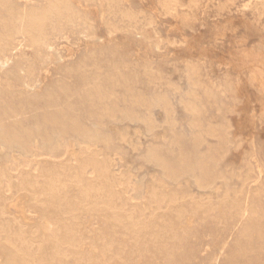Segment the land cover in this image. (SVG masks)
Returning <instances> with one entry per match:
<instances>
[{
	"label": "rangeland",
	"instance_id": "obj_1",
	"mask_svg": "<svg viewBox=\"0 0 264 264\" xmlns=\"http://www.w3.org/2000/svg\"><path fill=\"white\" fill-rule=\"evenodd\" d=\"M180 1L185 5L195 3V7H197L194 9L197 19L194 30L183 26L180 21L181 16L189 13L187 6L178 8L176 16H170L160 12L157 0H121L122 5L136 16L138 26L146 29L151 40L157 42V47L152 44L154 42L150 43L137 34L140 32L139 30L132 31L128 35L124 31H117L112 34L115 38V47L99 51L92 59L90 53L92 38L98 36L100 45H106L109 27L120 22L119 8L121 7L109 4L105 0H81L77 7L79 17L71 22L63 20L64 22L61 21L56 26L53 23L48 27L47 47H31L26 38L19 33L12 37L13 39L3 50L0 49V64L8 60L5 69L0 66V81L2 82L0 83V102L5 107L25 113L29 120L37 106L36 93L43 95L49 87L63 80L68 84L74 83L78 87L82 85V97L74 99L75 109L78 108L77 110L82 111V119H84V121L81 119L82 139L81 136L78 138V133L72 131V120H63L64 123L58 121L55 124H44L42 116H40L39 124L43 128V125L48 127L46 131L40 127L42 128L41 133L46 134L47 131H50L49 134H51L52 131H57L56 133L61 131L62 137L60 135L59 141L50 153L35 146L30 159L11 158L7 164L8 171L15 176L25 171H37L39 166L45 163H49L52 167L55 165L57 169H65L70 165L67 164V160L71 162L70 166H73L75 164L73 152L77 150L74 142L77 141L79 147L82 148V159L88 154L93 156L98 154V157L95 156L97 160L106 162L108 168L115 170L114 178H116V183L119 181L117 190L123 189L122 191L130 198L126 209H144L145 215L153 218V224L155 223L156 225H154L159 228L161 226L166 228L171 223V228L167 227L168 234H165L164 237L169 249L160 252L154 248L155 245L150 241L149 236H146L147 234L125 230L121 225L116 224L110 214L105 211L85 209L87 211L84 210L78 215L84 243L76 252L81 253L70 256L71 258L69 257L67 260L68 264H264V216H262L264 215V71H262L264 69L262 68L264 67V15L259 18L260 20L250 15L246 20H240L238 11L233 10L230 13L232 15L225 16L224 19V17H218L215 10L218 0ZM244 1L246 0H237L236 6H240ZM44 2L45 0H9L15 11L22 10L26 6H40ZM243 13L247 14V12ZM9 18L10 13L7 8L0 6V38L6 33L3 23ZM125 23H129L128 19H125ZM132 24L136 25L134 22ZM255 45L260 46L258 50L253 49L256 56L252 51ZM192 58L202 64L201 78L205 83L212 84L218 80H224V78H228L231 82L238 81V84H235L236 88L234 87V94H229L222 100L230 108V112L225 114V122L223 121L224 117L218 113V108L209 106L202 88L198 89L193 100L200 110L201 135L208 126L222 127L224 131L221 133L225 137L224 142L230 141V146L226 149L222 148L223 141L213 136L204 137L197 148L193 146L188 128L190 116L179 104L180 99H185L184 93L187 86L179 64L183 60H192ZM115 60L117 65L124 63V67H120L116 75L119 78L131 74L134 66L138 63L142 64L143 60L147 61L145 69L150 78H156L158 75V78L153 80H155V84L160 85V88L151 85L145 90L142 84L143 80L139 76L133 82L135 95L144 93L145 98L150 100L155 93H165L170 104L168 118L175 119L172 127H168L164 123V112L157 107H153L151 110L153 118L156 120V125L151 132H144L141 123H131L119 118L116 122L111 119L110 123V118L101 117L98 114L100 108L113 106L109 104L111 102H106L105 105L97 100L90 102L85 96L87 85L89 86L92 79L98 74L93 64H101L102 78H106V74L110 71L107 64L110 61L115 62ZM81 62L82 80L76 74ZM256 62L259 65L263 64L262 67ZM247 64L252 65L253 68L256 65L257 69L256 67L255 69H260L261 72L251 69L252 66L248 67ZM229 67L232 69L228 70ZM28 68L30 69L29 74L26 73ZM67 69L71 71L70 74ZM84 71L86 73L83 78ZM251 73H254V76ZM5 81H11L14 87L6 88ZM105 81L104 85L110 84L107 79ZM26 85L29 87L26 88ZM121 86L115 89L119 99L124 93V88ZM173 87H176L178 91L172 93ZM233 98H236L237 101H234ZM135 99L136 96L125 104L119 103V108L132 109L136 105L130 103ZM134 111L138 117H142L145 113L141 106H136ZM63 124L66 127L65 131H62ZM91 124L94 125V128ZM112 126L116 127L118 132H114ZM91 130L100 135L109 136L111 139L114 138L113 140L116 142L111 140L106 146L101 142H90L87 145L83 137ZM85 131L87 132L85 133ZM171 132L182 134L179 145L172 142ZM78 140H82L85 146ZM148 150H154L157 155L160 154L165 166L168 165V169L170 167V169H180L185 165L194 167L197 154L204 157L205 154L213 151L221 158L219 166L207 173L209 180L213 182V189L195 187L187 177L181 178L176 184L164 180V188L158 189L157 192L162 195L166 191L168 192L166 195L170 192L172 194L169 195L174 193L173 196H179V201L168 208H166V203H162L163 210L160 209L161 211L158 212L150 201L147 191L157 187L161 173L158 167L144 162V153L146 154ZM95 151L98 153L95 154ZM159 151L160 153H158ZM181 154L184 156L186 164L183 163L182 167H179ZM57 165H60V168ZM85 173L87 177L93 176L91 168H87ZM196 173L198 174V172ZM220 176H223L225 180L219 178ZM38 182L41 180L38 179ZM134 184L138 185L136 190H134L136 187ZM126 187L127 189H125ZM69 193L71 197L74 196L73 198L81 196L74 189H71ZM234 195L235 197L237 195L241 201L240 211H236L230 206ZM249 197L251 198L249 199ZM206 199H209L212 204L210 209L204 211L194 206L195 202H202V200L204 202ZM245 202L250 205L249 208L244 207ZM5 204L10 213L18 214L14 198ZM128 205L133 207L129 208ZM60 210L64 211L63 208ZM38 211L27 209L35 221H37ZM176 212L183 214L180 216L181 219H176ZM160 213H164V216L163 214L161 216ZM58 214L56 212L54 214L58 220L68 218L66 215L63 217L62 213ZM248 215L249 217H247ZM162 221H165L164 224ZM249 222L252 224L250 225ZM103 243L112 247L113 251L107 246H103ZM124 257L125 259H123ZM118 259H121V262Z\"/></svg>",
	"mask_w": 264,
	"mask_h": 264
},
{
	"label": "bare ground",
	"instance_id": "obj_2",
	"mask_svg": "<svg viewBox=\"0 0 264 264\" xmlns=\"http://www.w3.org/2000/svg\"><path fill=\"white\" fill-rule=\"evenodd\" d=\"M80 1L81 0H45V2L40 6H26V8L22 10L15 11L12 8L11 4L9 3V0H0V6L6 7L8 12L10 13V18L4 21L3 23L4 25L3 27H5L6 33L3 35V37L0 38V49L3 50L4 47L8 44V42L11 39H13L12 37L19 33L22 34L26 38L29 46L36 47V48H41L44 46L47 47L46 44H47V37H48V27L53 23H55V26H56L63 20H65L66 22H71L77 17H79V11L77 7ZM105 1H107V3L112 4L116 7H121L119 8V15H120L119 21L120 22L117 25L109 27L108 33L106 36L107 43L105 46L100 45L99 43L100 37L94 36L92 38V46H91L92 51L90 52L92 59L95 58L96 54L99 51L115 47V44H114L115 38L112 34L117 31H124V33L128 35V34H131L132 31L139 30L140 32L138 33L136 32V33L140 34V36L144 38V40L149 41L150 43L154 42L153 40H151L152 39L151 36L147 34L146 29H142L138 26L136 22V16L133 13H131L128 9H126L124 5H122L121 0H105ZM236 2L237 0H218L216 3L217 6L215 7L218 17L219 16L224 17V19H225V16L230 17L232 15L230 13L233 10L238 11V14L241 18L240 20L242 19L246 20L248 18L247 17L248 15L253 16L255 19H258V20H260L259 19L260 17H263L264 0H246L242 4H240V6H236ZM157 3H158L160 12L163 13L164 15H170V16H176L178 13V8L187 6V8L189 9V13L184 16H181L180 21L183 26H186L190 28L191 30H194L197 24V19L194 15V9L197 8L195 7L196 6L195 3L192 5H185L180 0H157ZM243 12H247V14H244ZM125 19H128L129 23H125ZM132 22H134V24L136 23V25L133 26ZM263 28H264V25H263ZM228 37H229V34H228ZM67 43L69 42L67 41ZM152 44H154L155 47L158 46L157 42H154ZM48 47L50 46L48 45ZM259 47L260 46L255 45V47L252 48V51L253 49L258 50ZM254 53H255L254 56H256V52ZM257 55H259L258 52H257ZM242 59L244 60V58ZM248 60L250 59L248 58ZM7 61L8 60H5L3 63L0 64L2 69H5L6 66L8 65ZM244 61H246V59ZM82 62L80 63L81 65H79V68L76 72L80 80H82ZM146 63H147L146 60H143L142 64L138 63L137 65H135L134 63L135 66H134V70L131 71L132 73L128 74L126 77H124L123 75L120 78L116 77V75L118 74L119 68L124 67L123 66L124 63H122L123 65H120L121 63L117 65V62L115 60V62L110 61L107 64V61H106V64L108 65V69L110 70L106 74V78L105 77L102 78L101 68H100L101 64L100 63H99L100 65L93 64L94 67H96L98 74L92 79V82L89 84V86L87 85L85 96L89 99L90 102H92L93 100L95 101L97 100L102 105L103 104L105 105L106 102H111L109 104H112L113 106L109 108L105 106L104 108H100V110H98L99 113L98 111L97 112L95 111V112L98 113L101 117L110 118V123H111V119L114 122H116L117 119L119 118L120 120L129 121L131 123H138V124L141 123L144 132H151L156 125V120L153 118L151 110L153 107H157L164 112V123H166L168 127H172L173 124L175 123L174 121L175 119L168 118V111H169L168 108L170 104L168 102L169 101L168 97L165 93L163 92L155 93L150 100L145 98L146 96L144 93H137V95H135V92L133 89V82L136 80V77H139V76L143 80L142 84L145 90H147L149 86L151 85H156L157 88L158 87L160 88V85L155 84L156 82H154L155 80H153V79H157L158 75H156V78H150L148 72L145 69ZM244 63L245 62H243V64ZM253 63L255 64V62ZM253 63L252 65H254ZM257 64L259 65V63ZM179 65L182 68L183 75L186 79V85H187L185 93H184L185 99H180L179 104L182 106L185 113H187L190 116L188 128L190 130V134H191L190 136L193 142V146L197 148V146L202 142L204 137L213 136V137H217L220 141H223L222 145L224 144V146H222V148L224 149L228 148L230 146V141L226 140V142H224L225 137H223L221 133L224 131L222 127L217 128L214 126H208L201 135L200 110L194 104L193 100L196 97V93L199 91L198 89L202 88V92L206 96L209 106L217 107L218 113L224 117L223 121L225 122V114L230 112V108L228 104H225L222 100L225 99L227 95L234 94V91L236 88L235 84L237 85L238 81L236 82L234 80L235 82L233 81L231 82L228 80V78H224V80L221 79V80L216 81L215 83L207 84L201 78L202 76H201L200 70L203 66L198 60H193V58L192 60H183ZM262 65L263 64L259 66L262 67ZM241 66L243 65L241 64ZM249 66L250 65H248V67ZM255 67L253 68L252 66L251 69H255ZM230 68L231 67H229L228 70ZM255 70H252V71H255ZM259 70H256V71L259 72ZM29 71L30 69L28 68L26 73H28ZM262 71H264V69H262ZM67 72L69 74L71 73V71L68 69H67ZM85 73L86 71L83 72V78H84ZM252 74L254 76V73H251V75ZM106 79L107 81L110 82V84L108 83L109 85L107 86L104 85V81ZM0 83L2 82L0 81ZM4 84L6 88L14 87V84L11 81H5ZM121 85L124 88L123 89L124 93L119 99V96L118 97L116 96L115 89L117 87H120ZM23 86H25V84H23ZM26 86H27L26 88L29 87L28 85ZM116 91L118 92V90ZM177 91L178 89H176V87L172 88V93L177 92ZM135 96H136L135 101L133 102L131 101L130 104H134L136 106H141L144 108L145 113H143L144 115L142 117L141 116L138 117L136 112L134 111L136 106L133 107L134 109L133 108L132 109H120L119 108V103L125 104L129 102ZM76 97H82V85L81 87H78L74 83H69V84L66 83L65 80L58 81L56 85L49 87L43 95L36 93L35 98L37 101V106L32 113L31 120H29V118L26 116L25 113H21L19 110L13 109L11 107H5L0 102V264H68L67 260L69 259V257L77 254L78 252H76V250L80 249L82 244L84 243L83 233L81 234V231H80L81 224L78 221L79 219L78 215L82 211L84 212L85 209L105 211V213L110 214L111 218L115 221L116 224L121 225L125 230L136 232V233L147 234L146 236H149L150 241H152V243L155 245L153 246L156 250L160 252H165L167 251V249H169L164 237H165V234H168L166 230L168 229L167 227L171 228V223H169L166 228L165 226L164 228H162L161 225H160L161 227L159 228L158 226H155L156 225L155 223H154L155 225L153 224L154 219L149 216L150 213L148 215L149 217L145 215L144 209L143 210H138L134 208L133 210L126 209L127 208L126 204L128 201L130 202V198H128L125 192L122 191L123 189L120 191L117 190V183H119V181H117L116 183V180H115L116 178H114L115 170L108 168L107 165L105 164L106 162L104 163L103 161L97 160L95 156L98 155L97 154L98 152L96 153V151H95V154L97 155L93 156L91 154H88L86 157L82 159V148L79 147V143L77 141L74 142L77 150H74L73 152L74 154L73 160L75 163L73 166H70L71 162L67 160L68 161L67 164H70L69 165L70 167L67 165L68 168H65V169H62V168L57 169L55 165H54L55 167L54 168L52 167V165L50 166L49 163H45L43 165H40L37 171H33V172L25 171L15 176L8 171L7 164L11 158L24 159V160L30 159L32 157V152L35 146H39L40 148L46 150V152L50 153L53 150L56 143L59 141L61 131L60 132L58 131V133H56L57 131H52L51 134H49L50 131L49 132L47 131L46 134H44V132L41 133V129L43 127L38 122L40 116H42L44 124H47V123L55 124V122H58V121L63 122V120H67V119L72 120V131H74L75 133H78L79 134L78 138L81 136V139H82L81 122L82 120L84 121V119H82V111L80 112L79 110H77L78 108L75 109L74 99H76ZM236 98H233V100L237 101ZM77 101H78V98H77ZM95 101H94V104H95ZM52 109H55L56 112L55 110L52 111ZM43 126H44L43 131H46L48 127L46 128L45 125ZM91 126L92 128H94V125L91 124ZM112 129L114 130V132L116 131L118 132V130H116V127H113ZM65 130H66V127L63 124L62 131H65ZM86 132L87 131H85V133ZM171 134L173 135L172 142L179 145V141L182 138V134H176L173 132H171ZM83 139L86 141L85 143H87V145L90 142L91 143L101 142L106 146L109 141L112 140L114 142L113 140L114 138L111 139L109 136L100 135L96 131H92V130L91 132H88L87 135L83 137ZM78 141L82 142V140H78ZM81 144L83 145L84 142H82ZM158 153H160V151ZM182 154H181V158L179 162L180 164L179 167H182L181 164L185 163L184 156ZM159 155H157V153L154 150H148L146 154L144 153V159H143L146 164H151L153 167H158L160 169L161 178L157 182L158 183L157 187L152 188L147 191L148 196L150 197V201L152 202V204H154L155 210H158V212L160 209H162L161 208L162 203H166V208H168V206H171L172 204L179 201V198H178L179 196L178 197L173 196L174 193L173 195H169V194H172L170 192L168 195H166L168 192L166 191L167 192L166 193L162 189L161 190L165 192V194L162 195L157 192L158 189L164 188V184H163L164 180H167V181H170L176 184L179 182L181 178L187 177L191 180L192 184L195 187L202 188V189H213L212 187L213 182L209 180V176L207 175V173L213 169L215 170L221 162V158L215 155L213 151L212 153L208 152L207 154L204 155V157L197 154L194 167H189V166L186 167L185 165L180 169H170L171 167L168 169L167 167L168 165L165 166L164 161ZM108 166H111V165H108ZM87 168L92 169L93 171L92 177L86 176L85 171ZM196 172H198V174ZM125 175H126V172H125ZM219 178H223V176H220ZM38 179H40L41 182H38ZM223 179L225 180V178ZM125 182L126 181H124V183ZM135 186L136 187H134V190L138 188V185H135ZM71 189H74L75 191L79 192L81 196L79 198H73L74 196L71 197L70 196L71 194L69 193ZM125 189H127V187ZM237 195L236 197L234 195L233 196L234 198L230 202V206L236 211H238L242 207L241 201L237 198ZM13 198L15 199V207L18 211L17 215L10 213L5 206L6 205L5 203L8 202L9 200H12ZM250 198L251 197H249V199ZM210 205L212 204H210L209 199L208 200L206 199L204 202L203 200L202 202L198 201V202H195L194 204L196 208H199L204 211L210 209ZM249 206L250 205L245 202L244 207L249 208ZM132 207H129V208H132ZM62 208L64 211L60 210ZM27 209H34L35 211L39 210L37 213V221H35L34 217L31 216L27 212ZM252 209L254 208L252 207ZM55 212L59 213L58 215L62 213L63 217L66 215L68 216V218L66 219L62 218V220H65V221H62L61 219L58 220L54 215ZM153 212H156V211H153ZM161 214H163L164 216V213H160V215ZM175 214H177V212ZM181 214L182 213L177 214L176 219L180 218ZM249 214L255 215L252 213H249ZM155 215H158V214H155ZM247 217H249V215ZM164 222L162 221L163 224ZM251 224L252 223H250V225ZM103 246H107V245H104L103 243ZM107 247L106 249L110 248V246L108 248ZM111 250L113 251V249ZM108 252L111 253V251H108ZM80 253L81 252H79L78 254ZM105 256H102V257H105ZM121 259H118V260H120L121 262ZM123 259H125V257Z\"/></svg>",
	"mask_w": 264,
	"mask_h": 264
}]
</instances>
